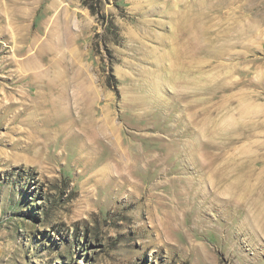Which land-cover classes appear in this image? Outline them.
I'll list each match as a JSON object with an SVG mask.
<instances>
[{"label":"rangeland","instance_id":"obj_1","mask_svg":"<svg viewBox=\"0 0 264 264\" xmlns=\"http://www.w3.org/2000/svg\"><path fill=\"white\" fill-rule=\"evenodd\" d=\"M31 1L14 21L25 24L17 42L0 11V264H264V204L217 197L210 182L235 159L233 174L264 186V175L246 176L264 168V0H86L98 15L61 0L93 115L112 118L106 147L88 129L83 141L70 133L54 111L2 99L41 89L20 80L23 38L50 73L56 0ZM183 139L193 147L176 153ZM105 163L108 178L97 172ZM205 174L214 179L200 182Z\"/></svg>","mask_w":264,"mask_h":264},{"label":"bare ground","instance_id":"obj_2","mask_svg":"<svg viewBox=\"0 0 264 264\" xmlns=\"http://www.w3.org/2000/svg\"><path fill=\"white\" fill-rule=\"evenodd\" d=\"M33 3H34V1L32 2L31 0H0V6H1L0 11L2 10L3 13L5 14V17L7 20L6 21L7 30H9V32L13 35L12 40L14 42H17V39H16L17 37L15 36V32L18 31L21 33V31H19V30L24 28V26H25V24L23 25V23H22L23 21L20 22V19L16 23L14 21L18 18H21L24 20L25 19L24 18L25 11L29 8V5H33ZM54 4H55L54 8L56 10L54 9L55 13L52 16V20L49 22V24L47 23L48 28H47V32H46V38L48 41H47V43H45V45L49 48V52L52 54V57L50 58L52 60L51 68L49 69L50 73L47 74V72L44 71V68L46 65L44 66V64L42 62H40V61L33 62L30 60L31 53H28V52L30 50H32V48L34 47V41L32 42V40H30L29 37H28V39L27 38L22 39L24 41V43L22 45V49H24L23 52L26 55L24 54L25 57L24 58L21 57V59L18 61V64H17V66H18L17 71L20 72V75H19L20 80L27 86L30 85V81H28V79H30L33 82H37L41 88L40 89L41 91L40 90L36 91V89H35L36 92L31 93L29 91L27 92V90H26L25 92L19 93L18 98H14V95H11L8 93V94H4L2 99L3 98H6V99L12 98V99H15V101H19V102H21L20 106H23V108L25 110H30L32 114L34 112L36 114H38L37 110L44 111L45 113L47 111H54L57 114H59V116H57V118L67 117V118H69V122H67V124L65 123V125H62V126L63 127L68 126V128H70V130H71L70 133L73 134L75 132L77 134V136L83 141L85 136H86L85 133L87 132V131L85 132V130L88 129V131L90 130L93 135L96 134L97 135L96 137L99 136L100 141L103 143V145L105 144V147H106V146H108V143L110 142V139L112 137L111 136L112 128H113L112 118L110 117L109 113H107V112L103 113L101 118H98V117L93 115L92 108H93V103L95 102V96H94V93L91 89L92 86L90 87V86H88V84L87 85L85 84L83 86V83H82V81H79V76L77 74V69H76V65H78L77 60H76L77 50L74 47V44H75L74 30L75 29L71 26V30L67 34V19L69 17V14H65L63 16V12L61 10V0H56V3H54ZM51 9H52V7H51ZM21 23H22V26H21ZM26 28H27V26H26ZM15 46H16V43L14 44V47ZM38 48H36L37 49L36 51H38ZM39 51H40V49H39ZM175 71H177V69ZM188 73H189V70H188L187 74ZM18 80H19V78H18ZM15 95H16V93H15ZM15 105L16 104L13 101H10L7 104V107L9 108V107H13ZM46 108H48V109H46ZM39 117H41V116H39ZM30 120L24 119V120H21V123H23L25 125V122L31 123L32 120L31 121ZM38 120H40V118ZM46 122H45L44 126L46 125ZM73 122H76V123L73 124ZM34 126L39 127V128H36L37 131L42 129L41 123L36 124ZM62 126H60V128H63ZM240 126L243 127V125H240ZM44 128L46 129V126ZM14 129L19 131L20 133H24L29 140L27 143L32 144L33 146H38L40 143H43L41 141L42 138L40 139L38 137L37 133L34 132L35 131L34 129L20 128V127H16V126L14 127ZM45 129L43 130V132H45ZM48 131H49V129H48ZM46 133H44V134H46V137H50L52 134L50 131L46 132ZM88 138H90V137L88 136ZM225 141H226V139H225ZM20 142H22V141H20ZM207 142H209V141L207 140ZM192 147H193V144H192L190 139H183L181 141H178L173 146V148L176 150V153H181L182 151L184 153L186 151L190 152L189 150ZM40 152H41V150H40ZM137 157L135 159L130 158L129 162H128L127 157H125L124 159L121 157V159L120 158L119 159L121 160V162L128 165L129 163L136 164V163L142 161L141 160L142 157L141 158L140 157L137 158ZM193 157H195V156H193ZM234 160L235 159H232V161L228 162L229 167L226 166V170H223L221 174L218 173L219 174L218 180L215 181V179L212 178L211 175L205 174L204 176L200 177V179H199L200 182L205 181L207 178H208V181L214 179V180H212L213 182L212 181H210V182L212 184L214 183L213 184L214 187H217L218 192L215 193V195L217 197L223 193V195H228L229 199L233 200L234 202L237 200L243 199V200H246V202L249 204H254V203L264 204V192H263L264 186H263V184H260L261 189L259 191L258 190L259 185L255 184L253 182H250L251 179L249 181L243 183L241 181L240 176L237 177L236 174H233L234 170H236L237 167L239 166V164L235 163ZM110 165H111L110 163H105L104 166L102 164V168L99 167V170L97 172L102 178H104V177L108 178V175H110L112 173V170H111L112 166L110 168ZM119 170H121V168ZM253 174L255 176L258 174L259 175L258 180L260 182H262L263 179H262L261 175H264V168L259 169V171H255L254 169H251L250 172L248 174H246V176L251 177ZM125 180H126V178H125ZM127 181H128V179H127ZM193 190L202 191L203 186L194 187ZM166 212H168V211H166ZM176 214L177 213H175V216H176ZM153 217H154V215H153ZM159 217L160 216H158V218ZM176 217L171 216L170 218H168L169 224L172 228H175L176 226H180V223H178V221L176 220ZM155 218H157V217L155 216ZM164 219H165V217H164ZM153 220L155 221V219H153ZM197 220L195 221L193 226L194 227L202 226V225H200L201 223L197 222ZM166 221H167V219H166ZM155 223H157V221ZM243 224H249L250 225V224H252V222L250 220L246 219V221L245 220L243 221ZM252 226H253V224L250 225V227H252ZM154 229L156 231H159V232H161V230H162V229H160L158 224H155Z\"/></svg>","mask_w":264,"mask_h":264},{"label":"trees","instance_id":"obj_3","mask_svg":"<svg viewBox=\"0 0 264 264\" xmlns=\"http://www.w3.org/2000/svg\"><path fill=\"white\" fill-rule=\"evenodd\" d=\"M83 4L86 5L90 9L91 13L97 14V15L99 14L98 11H96L92 5L87 4L86 0H84Z\"/></svg>","mask_w":264,"mask_h":264}]
</instances>
